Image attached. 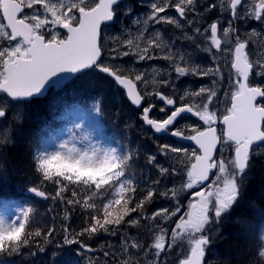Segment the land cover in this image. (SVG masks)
Returning a JSON list of instances; mask_svg holds the SVG:
<instances>
[{
    "label": "snow or ice",
    "instance_id": "6c2138e0",
    "mask_svg": "<svg viewBox=\"0 0 264 264\" xmlns=\"http://www.w3.org/2000/svg\"><path fill=\"white\" fill-rule=\"evenodd\" d=\"M120 4L121 0H0V119L16 109L15 119L19 121V105L31 103L49 88L63 87L71 75L87 70H96L110 77L118 88L125 91L131 104L142 108L140 119L156 133L167 132L185 113L197 117L203 126L190 127L191 134L185 135V131L179 128L171 132L172 136L194 142L196 148L191 153L167 144L160 146L165 154L183 152L188 157L189 164L183 169L187 180L179 188L162 193H157L155 187L141 190L132 172L133 168L140 167L138 152L122 145L93 143L87 135L77 146V138L73 135L71 141L60 142L52 151L36 146L31 159L39 183L28 191L44 201L58 200L73 210L79 207L86 214L85 226L79 232L69 234V228L62 225L64 245L75 244L92 251L83 237L92 238L99 233L120 235L121 255L124 257L120 264H167L162 257L174 248H179L182 253L177 264H209L213 233L243 198L254 158L264 155L256 151L264 146V85L254 84L251 79L253 76L264 77V28L259 31L253 28L242 37L237 27V22L245 21L264 25V0H210L202 6L203 11L199 0H151L149 11L143 18L136 16L133 21L138 26L136 32H129L123 40L113 38L118 45L110 49L113 59L130 55L139 61L163 59L170 62L178 77L219 75L222 80L219 66L204 69L198 64H190V56L186 58V54L172 51L175 41L165 39L160 31L150 28L166 24L183 30L187 24L189 31L208 42L203 51L211 54L214 62L216 53L231 58L230 68L235 75L230 74L229 90L224 93L229 99L223 115L213 110L218 98L214 87L186 91L179 97L183 103L177 106L174 95H166L163 91L145 90L141 93L137 83H149L145 73L103 62L101 32L117 19ZM170 9H174L177 15H168ZM123 11L126 16L136 15L133 6ZM213 11H218L219 16L226 19L222 22L218 16L203 30L194 27L199 20L189 18L190 14H196L203 20V13ZM183 36L186 40H193L187 31ZM253 44L255 50L251 49ZM195 46L200 48L199 44ZM150 82L169 86L167 79L153 78ZM212 83L215 85L217 81L213 79ZM149 96L171 106L165 119L150 117L156 105L143 106ZM193 98H200V102H187ZM159 110L165 112L166 107ZM94 111H101L99 104L94 106ZM218 123L223 125L219 132ZM75 127L81 128L82 125ZM11 143H14L11 132L0 130V149ZM225 149L230 155L225 156ZM146 162L158 168L160 176L178 174L175 167L160 166L155 155H148ZM178 162L184 163L182 160ZM212 176L215 179L210 180ZM206 181L210 182L205 188L191 193L193 201L189 203V211L173 221L175 226L170 232L161 227L159 219L167 222L180 213V192L200 188ZM150 183L158 185L160 179H151ZM47 184L54 186V194L41 187ZM138 192H142L139 197ZM169 193L177 201L174 210L162 208L151 216L145 215L146 206L155 195L168 197ZM36 213L37 209L29 206L21 208L14 219L0 217V264H11L9 258L24 255L25 249L36 243L37 238L51 243L56 228L51 227L46 233L38 227L33 229ZM260 214L264 216V210H260ZM64 218H68L67 209ZM148 220L156 222L147 228L152 237L149 243H142L136 236L120 231L123 225L141 228L144 226L142 222ZM237 223L244 230L243 234L252 232L251 221L238 219ZM256 244L253 264H264V229ZM39 250L43 252L44 248L39 247ZM28 255L35 253L29 252ZM103 255L115 256V253L105 251Z\"/></svg>",
    "mask_w": 264,
    "mask_h": 264
},
{
    "label": "trees",
    "instance_id": "16d2710c",
    "mask_svg": "<svg viewBox=\"0 0 264 264\" xmlns=\"http://www.w3.org/2000/svg\"><path fill=\"white\" fill-rule=\"evenodd\" d=\"M83 76L84 74L64 85L57 100L42 98L32 101L26 119L16 128L20 131L21 136L14 143L2 148L4 163L10 174L11 188L10 191H0V208L16 205H22L24 208L33 206L37 209V213L33 216V229L38 227L46 233L49 228H56L51 243H45L43 238H37L36 243L25 249L24 255L9 258L11 264H69V261L70 264H120L121 262L119 255L116 254L108 258L101 256L104 249L98 246L101 244L103 233L92 238L87 236L82 238L84 243L97 250L95 257L91 254L92 252H86L87 250L81 249L79 245H64L62 225L69 228V234L79 232L85 226L86 214L84 211L79 207L73 210L71 206L64 205L58 200H38L34 196L25 194L23 189L27 183L31 185L39 183V176L33 168L32 155L37 145L43 148L46 140L53 137L57 127L69 121L67 109L71 107L78 108L82 112H88L85 109L86 106L81 103V98H89L90 94L93 98H101L100 85H98V90L94 88L96 84H99V81L91 80L90 84L77 81ZM74 83L78 85L73 88ZM70 90L74 91L72 97L69 96ZM71 98L73 100H70ZM70 102L73 104L68 106ZM113 109H115L118 117L110 120L109 126L110 130L118 129L119 138L116 139L112 135L110 137L108 125L105 121L102 122L99 116L97 123L92 126L99 130V138L101 141H105L107 146L122 145L125 149L131 148L134 152H138L140 167L132 169L134 179L139 182L137 187L146 190L145 185L147 183L150 187H154L150 181L157 178V169L146 162L149 155L147 151L150 148L149 139L144 141L138 129L119 116L120 106L117 105ZM126 143L129 145L124 146L123 144ZM41 187L54 194L53 185L47 184ZM141 195L142 192L137 193L138 197ZM50 208L52 211L49 212L48 209ZM66 209L67 219L64 218ZM260 210H264V156L254 159V167L251 169V175L246 183L245 195L239 204L233 208L231 215L224 219L215 247H212L208 256L209 264H253L257 244L256 240L252 242L251 238L257 239L261 230L264 229V216L260 214ZM238 219L251 221L252 232L247 235L243 234L244 230L237 223ZM37 244L44 248L43 252L39 250ZM29 252H33L35 255H28ZM174 253H176L175 248L171 251V254Z\"/></svg>",
    "mask_w": 264,
    "mask_h": 264
},
{
    "label": "rangeland",
    "instance_id": "374dc122",
    "mask_svg": "<svg viewBox=\"0 0 264 264\" xmlns=\"http://www.w3.org/2000/svg\"><path fill=\"white\" fill-rule=\"evenodd\" d=\"M142 15L144 14H140L139 16L141 17ZM262 26L264 28V25ZM151 27L153 26H150V28ZM129 28L124 27L123 29L124 32H129L130 31ZM253 28H255L258 31L261 29L257 26L256 27L250 26V27H246L244 29V32H250ZM154 29L164 34L165 39L170 38L168 33L162 31V29L157 28V27H155ZM170 40L175 41L174 46H172V51L173 52L179 51L183 54H186V58L190 56L191 57V59L189 60L190 64H194V65L198 64L201 68H204V69L208 67H216V66H219L220 69H221V66H223L226 69L227 74H225L223 71H221L220 73V75L223 76L222 80L220 79L219 75L213 78L217 81V83L221 84L224 88H226L225 90L217 91L218 98L214 101L213 110H215L220 105H224L225 101L229 99V97H226L224 93L229 90L230 74L233 77L235 75L234 70L230 68L231 58L227 57L225 54L216 53L217 59L214 62L212 55L209 53H205L203 51V48L207 45L208 42L204 43L203 45L201 43H198L200 45V48L195 50L194 46H192L191 44L190 46L186 44L184 45L183 43L179 44L178 39L175 40L173 38H170ZM113 47L114 45L107 44V49L109 50V53H110V49ZM255 48H256L255 44L251 45L252 50H255ZM213 52H215L214 49H213ZM112 57H113L112 54H108V56L103 59V62L105 64L120 67L125 70H131L133 72L138 71V72L145 73L146 79L149 81V83L147 85L140 83V85L142 88H144V90H147L148 92H153L155 88L161 86L160 84H155V85L151 84L150 81L153 78H155L156 80L167 79L170 85L169 89L167 90L168 91L167 93L176 94L179 97L183 95L186 91L194 92V91H198L199 88L201 87H212L211 82L213 81V79H211V77L199 76L197 77L196 80H195L194 75H191V74L185 77H178L176 73L173 71L170 65V62L165 61L163 59L144 60V63H141L142 61L140 62L135 56H131V55L128 57H121V60L113 59ZM219 62L221 63V66ZM154 69L156 70L155 72H154ZM157 73H159V75ZM262 79L263 77H259L258 81ZM91 80L99 81V84H96L94 88L98 90V85H100V89L102 91L101 98H93L92 94L90 93H89L90 94L89 98H81L82 99L81 103H83L86 106L85 109L88 112H82L78 108H71V107L68 108L67 116H68L69 121L64 125H60L59 127H57L53 137L51 139L46 140L45 145L42 149H47L49 151L55 150V148L58 146L60 142L65 141V140L71 141L73 135H75V137L77 138L76 140L77 146H80V140L85 135H87L93 143L102 144L101 142H98L97 131L92 126V125H95L94 123H97L98 116L101 118L102 122L105 121L106 124L108 125V128H109L108 134L110 135V137L112 135L116 139L119 138L118 129L116 128L115 131H114L115 128L110 130V126H109V121L112 119H116L118 117L115 112V109H113V108H116V106L118 105L120 106V110L118 112L119 116L123 120H125L127 123L133 124L140 132V135L144 141L146 139H149L150 148L148 149L147 153L150 155H155L157 157V161L160 166L165 167V168L175 167L178 170V174H168L165 176H160V175L158 176L157 174V178L160 179V184L153 185L156 188L157 193L166 192L169 189H172L174 187L179 188L187 180L186 174L183 171V169L185 168L187 164H189L188 157H186L183 152L179 154L168 152L167 154H165L164 152L160 150V146L167 144L172 147L186 149L188 153H191L193 149L189 146L176 143L169 138L165 139V141L163 142H159L158 140H156L153 137L154 135L152 134V132L148 128H146L144 124L139 120L137 116V112H136L137 110L134 109L130 104L125 102V98L123 97L122 93L118 90L117 86L114 83L112 84L110 80L107 79V77H105L103 74L99 73L98 71L86 72L84 73V76L77 81L90 84ZM76 85L78 84L74 83L72 87L74 88ZM62 90H63V87H60L58 89H52L49 95L46 97V99L54 98L55 100H57L59 96V92ZM69 96L70 97L74 96L73 90H70ZM70 100H73V99L71 98ZM187 102L199 103L200 98H193L192 100H189ZM72 104L73 102H70L68 103V106ZM96 104H99L101 108L100 113L102 115L94 111V106ZM29 106H31V104L29 103L28 105L22 104L18 106L19 112L21 115V119L19 121L15 119L16 114H17L16 109H13L6 118L0 119V130L10 131L13 141H15L16 139H19V137L21 136L20 131L16 130V128L18 127L19 124H21L26 119ZM77 124H81L82 127L81 128L75 127V125ZM123 145L128 146L129 144L126 143ZM1 151L2 149H0V167L3 168V172L0 173V191H3V190L10 191V188H11V183L9 182L10 174L4 163L5 158L3 159ZM257 152L264 153V146L259 148ZM263 156L264 155H259L255 158H261ZM180 160H182L184 163H179L178 161ZM250 175H251V172L249 176ZM28 186H33V185L27 183L23 187V189L25 190V188ZM149 187L150 185L147 183L145 185V188L147 189ZM195 191H197V188L190 189V190H183L180 192V195L178 197L179 206L181 209L180 213H178L176 217H173L171 220L167 222H165L162 219H159L158 222L161 227L167 228L170 232V230L175 226L173 221L177 220L179 216L189 211V203L193 201V196L191 193ZM176 207H177V201L171 198L170 193L168 197L157 194L156 198H154V200L150 204L147 205L146 210H145V215L151 216V214L154 211L160 210L162 208H168L170 211H172ZM21 208H24V207L22 205H16L13 207L1 208L0 217H10L14 219L15 216L19 213ZM132 215L134 217L136 216L135 213H133ZM142 223L144 224V226L141 228H129L127 225H123L126 227L122 226L120 228V231L129 236H136L138 239L141 240L142 243H145V244L149 243L151 242L152 237L148 233L147 228L156 222L148 220ZM222 223L220 224L219 229L213 233L214 243L212 247H215L216 239L218 237V234H220V228L222 226ZM254 240H256V238L252 237L251 241L254 242ZM121 244L122 242L120 239V235L113 236V235L104 234L99 247H103L104 252L108 251L110 253H115L116 255H119L118 257H120L119 259H121L122 261L124 257L121 255ZM183 247L185 248V250L187 249L186 244L183 245ZM93 248L94 247H92V249ZM86 252L91 253V251H88V250ZM175 252L176 253L171 254V251H170L162 257L163 259L167 261V264H177L178 256L182 255V253H180L179 248H175ZM212 252L214 253V250H212ZM91 254H93L94 255L93 257H95L97 254V250H95L94 252L92 251ZM101 256L103 258L111 257V255L105 257L103 254H101Z\"/></svg>",
    "mask_w": 264,
    "mask_h": 264
},
{
    "label": "flooded vegetation",
    "instance_id": "af4514ba",
    "mask_svg": "<svg viewBox=\"0 0 264 264\" xmlns=\"http://www.w3.org/2000/svg\"><path fill=\"white\" fill-rule=\"evenodd\" d=\"M209 2H210V0H199V5L201 6V11H203L202 6L207 4V3H209ZM150 3H151V0H121V4H120V9L121 10L118 13L117 19L115 21L111 22L107 27H104L102 29V32H101L102 44L104 46V54H103L102 60L105 57H107L108 54H110L109 50L107 49V44H111V45H114V47H118V45L116 44V42L113 39L114 37H118L120 40H123L125 38V36L129 32H131V33H135L136 32L138 26L133 24V21L136 19V16H139L140 14H145V13H147L149 11L148 5ZM128 6H133L134 7L136 15L126 16L124 14L123 10L126 7H128ZM203 14H204V19L203 20H200V17L198 15H196V14H190V16H189L190 19L199 20V24L194 25V27L195 26H199V27H201L202 30H203L204 27L207 26V24L211 23L213 20L217 19L218 16H219L218 11H213L211 13H203ZM168 15L176 16L177 14L175 13L174 9H170L168 11ZM143 16L144 15H142L141 18H143ZM219 19L223 22L226 19V17L225 16H219ZM250 26H255V27L257 26L259 28H263L262 25H260L258 22H255V21L237 22V27H239L240 34H241L242 37L245 34L244 29L246 27H250ZM124 27H126V28L130 27L129 28L130 31L129 32H124V30H123ZM153 27L154 28L155 27L160 28V29H162V31L167 32L170 38H173L175 40L178 39L179 44L183 43L184 45L186 44V45H189V46L191 44L192 46H194L195 50H197V48L195 46L196 44L201 43L203 45L204 43H207V41L202 36H198L197 34L194 33V31H189L188 30L189 26L187 24L184 25V29L183 30H181V29H173L172 26L166 25V24L165 25H157V26L155 25ZM184 31H187L189 36H193V40H186L184 38V36H183V32ZM121 51H123V49H121ZM112 55H114V54H112ZM118 59L121 60V58H118ZM141 63H144V61H142ZM219 64L221 66L220 62H219ZM91 71H96V70H91ZM221 71H223L225 74H227V71H226V69L223 66H221ZM194 77H195V80H196L197 77H199V76L198 75H194ZM208 77H211V79L214 78L211 75L208 76ZM107 79H109L112 84L114 83L111 80L110 77H107ZM251 79H252L254 84L264 85V77H263L262 80H259V81H258V79H259L258 76H253V77H251ZM209 82H211V81H209ZM137 84H138L139 90L141 91V93H143L145 91L144 88L141 87L140 82H138ZM169 87H170V85L168 87L159 86V87L155 88L154 91H163L166 95H174V97L178 101L177 106H179V104L183 103V102L179 100V96L178 95L167 93L168 92L167 90L169 89ZM212 87H214L217 91L226 89L219 83H216L215 85H213V83H212ZM118 90L122 93L123 97L125 98V102H127L134 109L137 110L136 111L137 112V116H138L139 120L142 122V120L140 119L142 108L134 107L133 104H131V102L126 98L125 91L123 89H121V88H118ZM46 97L44 96V98H46ZM227 102H228V99L225 101L224 105H220V106H218L215 109L218 112V114H220V115L224 114L225 107L228 106ZM149 103H152V104L156 105V107L150 112V117L151 118L157 119V120H162V119H165L168 114H170L171 106H165L155 96L147 97L146 101L143 102V106H147ZM189 103H191V102H189ZM29 104H31V103H29ZM26 105H28V104H26ZM161 107H166V111L165 112H161L159 110ZM197 125H199L201 127L203 126L202 122L197 117L192 116L191 114L190 115H182L180 118H178L176 124H174L172 127L169 128V133L168 134H163V135L162 134H157L151 127H147L146 124H144V126L146 128H148L152 132V134L154 135L153 137L156 140H158L159 142H163V141H165V139L169 138V139H171L172 141H174L176 143H180L182 145L189 146L193 150L196 148L195 146L189 145L186 142L178 140L175 136L171 135V132L173 130L179 128V129H182V130L185 131V135H189L191 133L188 131V129L190 127H192V126H197ZM216 127H217L218 132H219L223 128V125L218 123L216 125ZM261 147H259V148H261ZM259 148H257V150ZM219 154H220V152H219V149H218L217 156H219ZM228 155H230V152H229V150L225 149V156H228ZM156 169H157V174L159 176V169L158 168H156ZM213 179H215L214 176L210 177V180H213ZM209 182L210 181H208L204 185H201L200 188H197V190L205 188L208 185ZM244 195H245V193H244Z\"/></svg>",
    "mask_w": 264,
    "mask_h": 264
},
{
    "label": "water",
    "instance_id": "95a60500",
    "mask_svg": "<svg viewBox=\"0 0 264 264\" xmlns=\"http://www.w3.org/2000/svg\"><path fill=\"white\" fill-rule=\"evenodd\" d=\"M79 75V74H78ZM75 76H77V75H71V78L68 80V81H66V83H68L72 78H74ZM65 83V84H66ZM137 87H138V85H137ZM50 89V88H49ZM49 89H47L45 92H44V94L43 95H41V96H38V97H36V98H41V97H44V96H46V94L48 93V90ZM139 89V88H138ZM183 115H190V114H188V113H185V114H183ZM148 126V125H147ZM167 132H169V131H167ZM164 133H166V132H161V133H157V134H164ZM178 140H181V141H183V142H186V143H188V144H191V145H194V146H196L195 144H194V142L193 141H190V140H187V139H183V138H181V137H176ZM208 181H206L205 182V184L207 183ZM32 187V186H31ZM30 188V187H29ZM29 188H27L26 190H25V193L26 194H28V195H33L32 193H30L29 191H28V189ZM38 198V197H37ZM40 199V198H39Z\"/></svg>",
    "mask_w": 264,
    "mask_h": 264
},
{
    "label": "bare ground",
    "instance_id": "6f19581e",
    "mask_svg": "<svg viewBox=\"0 0 264 264\" xmlns=\"http://www.w3.org/2000/svg\"><path fill=\"white\" fill-rule=\"evenodd\" d=\"M99 247V246H98Z\"/></svg>",
    "mask_w": 264,
    "mask_h": 264
}]
</instances>
